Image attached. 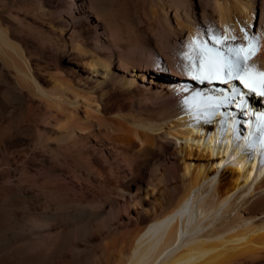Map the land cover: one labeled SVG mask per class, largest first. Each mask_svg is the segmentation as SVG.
Segmentation results:
<instances>
[{
    "label": "bare ground",
    "instance_id": "6f19581e",
    "mask_svg": "<svg viewBox=\"0 0 264 264\" xmlns=\"http://www.w3.org/2000/svg\"><path fill=\"white\" fill-rule=\"evenodd\" d=\"M63 3L77 18L48 36L70 46L86 76L53 70L0 20L9 100L19 94L3 114L50 157L42 180L35 168L30 189L3 204L30 215L16 264H264V135L254 125L264 97L238 80L195 78L206 70L202 42L247 44L245 33L260 37L249 64L264 72V0H31L26 8L47 19ZM234 87L242 95L233 98ZM64 173L78 189L53 178ZM120 198L126 215L115 214Z\"/></svg>",
    "mask_w": 264,
    "mask_h": 264
},
{
    "label": "rangeland",
    "instance_id": "374dc122",
    "mask_svg": "<svg viewBox=\"0 0 264 264\" xmlns=\"http://www.w3.org/2000/svg\"><path fill=\"white\" fill-rule=\"evenodd\" d=\"M30 4L31 0H6V2H0V20L10 26L12 33L21 38L35 56L49 59L50 63L54 65L53 70L57 68L72 70L75 73L79 72L86 76L88 71L75 63V54L70 46L57 43V40H51L48 36L52 26L56 27L55 31L59 34L58 29L67 23L70 24V21H75L77 14L72 12L69 7H66L67 3L54 4L49 6L51 16L46 19L40 14L41 12H28L26 6L28 7ZM62 8L68 11L67 15L61 17L60 9ZM13 82L10 72L0 63V249L8 248L11 250V252H4L0 255V264H16L17 256L26 250V240L23 239H26L30 233L29 213L24 211L18 214L17 210L10 211L3 204L15 189H30V176L35 168L41 173V175L39 174V179L42 180V171H44L50 158L46 150L36 148L34 151L28 147L26 139L21 136L20 132H12L9 119L3 114L2 108L4 105L8 104V107H18V92L14 93L17 98L13 97L12 100H9L11 96L8 93ZM146 83L152 84V81L149 79L143 84ZM158 87L160 89L164 88L162 81L154 84V88ZM151 90L155 91V89ZM27 99L24 98L21 101L27 102ZM54 177L58 178L55 179ZM53 178L55 180L62 179L71 189H78L76 180L69 173L59 174V176L54 175ZM118 201L119 203L114 210L115 214L125 213L126 215L127 211L123 205L124 200L120 198ZM130 212L132 213L131 210ZM57 229L58 227L52 231L55 233Z\"/></svg>",
    "mask_w": 264,
    "mask_h": 264
},
{
    "label": "snow or ice",
    "instance_id": "6c2138e0",
    "mask_svg": "<svg viewBox=\"0 0 264 264\" xmlns=\"http://www.w3.org/2000/svg\"><path fill=\"white\" fill-rule=\"evenodd\" d=\"M214 43L223 46V49H213L207 47V41L200 44L201 48V67L206 69L201 75L195 77L201 80L225 79V81L238 80L244 88L264 97V72L256 70L255 64H249L260 47V37L249 36L247 33L243 40L247 44L240 43L237 45H226L225 41L231 39L237 40L236 36H212L210 38ZM259 78V79H257ZM233 98L235 95H242L235 87L232 89ZM231 102L230 100L228 101ZM261 125L260 130L264 131V116H259Z\"/></svg>",
    "mask_w": 264,
    "mask_h": 264
}]
</instances>
